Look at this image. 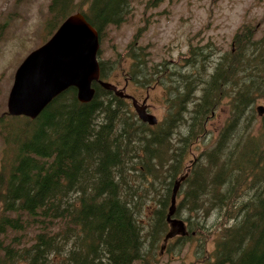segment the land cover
<instances>
[{
	"label": "trees",
	"instance_id": "trees-1",
	"mask_svg": "<svg viewBox=\"0 0 264 264\" xmlns=\"http://www.w3.org/2000/svg\"><path fill=\"white\" fill-rule=\"evenodd\" d=\"M49 13L50 34L82 13L101 40L133 5L52 0ZM138 31L126 49L128 76L164 88L167 112L156 126L98 83L89 103L70 88L35 120L0 118V264H150L173 231L178 183L173 218L187 227L180 249L197 239L201 264H264V33L243 25L226 53L208 43L191 46L182 63H155ZM99 63L107 82L121 67ZM225 102L229 116L213 145L192 158Z\"/></svg>",
	"mask_w": 264,
	"mask_h": 264
},
{
	"label": "rangeland",
	"instance_id": "rangeland-1",
	"mask_svg": "<svg viewBox=\"0 0 264 264\" xmlns=\"http://www.w3.org/2000/svg\"><path fill=\"white\" fill-rule=\"evenodd\" d=\"M149 1L132 0L133 13L128 21L119 28L110 27L102 35L98 58L120 60L121 67L112 72L108 82L134 96L140 104L145 101L148 112L161 121L167 112L164 88L145 89L131 82L128 76L131 60L126 58V49L138 30L144 29L140 45L149 47L155 63L165 60L182 63L191 46L208 43L213 44L212 50L217 55L223 54L231 50L233 37L243 25L258 26V36L263 35L264 0H166L157 8H151ZM51 3L52 0H0V118L8 115V97L19 66L55 34H50L47 26ZM128 102L134 109L133 103ZM259 106L264 107V103ZM228 116L225 102L207 124L211 139L200 142L192 158L213 145ZM2 151L0 138V161ZM179 237L182 236L176 235L166 243L162 241L150 264H201L204 260L197 256L198 240L180 249ZM214 248V239H208V251Z\"/></svg>",
	"mask_w": 264,
	"mask_h": 264
},
{
	"label": "water",
	"instance_id": "water-1",
	"mask_svg": "<svg viewBox=\"0 0 264 264\" xmlns=\"http://www.w3.org/2000/svg\"><path fill=\"white\" fill-rule=\"evenodd\" d=\"M99 52V32L82 13L69 16L51 39L31 52L19 66L8 97V115L35 120L54 99L70 88L77 90L80 102L89 103L95 96L93 85L98 83L118 97L132 100L138 118L156 126L159 120L148 112L147 105H140L125 90L101 79ZM258 112L262 116L264 107L259 106ZM178 185L168 218L173 231L167 235L165 243L176 235H187L186 224L173 218Z\"/></svg>",
	"mask_w": 264,
	"mask_h": 264
},
{
	"label": "flooded vegetation",
	"instance_id": "flooded-vegetation-1",
	"mask_svg": "<svg viewBox=\"0 0 264 264\" xmlns=\"http://www.w3.org/2000/svg\"><path fill=\"white\" fill-rule=\"evenodd\" d=\"M130 96H132V95H130ZM132 97H134V96H132ZM135 98V97H134ZM127 101H131L132 102V100H130V99H126ZM138 103L140 104V101L138 100ZM141 104H145L146 105V102L144 101L143 103H141ZM140 104V105H141ZM148 111H149V109H148Z\"/></svg>",
	"mask_w": 264,
	"mask_h": 264
}]
</instances>
